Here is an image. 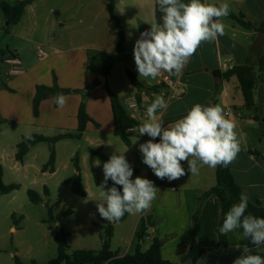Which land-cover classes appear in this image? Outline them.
I'll return each instance as SVG.
<instances>
[{"label": "crops", "instance_id": "0c3cea01", "mask_svg": "<svg viewBox=\"0 0 264 264\" xmlns=\"http://www.w3.org/2000/svg\"><path fill=\"white\" fill-rule=\"evenodd\" d=\"M0 1L16 4L23 0ZM107 2L108 0H34L27 5L18 23L20 24L27 15L28 21L20 31L21 37L30 40L33 36L32 32H39L43 35L51 54L45 58L48 60L47 63L28 69L24 66L19 53L20 48L16 47L12 53H9L7 58L13 54L20 60L21 64L18 67L21 72L9 73L5 81L0 82V84L6 83L13 89L12 93L8 91L5 93L4 89L0 91V112L8 118H15L20 126H25L28 130L34 129L33 131L38 133H43L42 131L48 128L60 129L62 133L75 131L78 126L77 114L82 100L81 93L72 92L67 95L66 103L62 108L55 107L56 99L53 97L43 100L40 105V115L36 118L32 109L35 87L38 84L52 85L53 72L57 75L59 85L64 88L84 89L88 85H97L99 82L97 75L102 74L107 65L103 62L111 59L109 62L111 68L105 79L122 100L127 114L140 123L148 119L147 106L157 96H163L168 105L166 110L158 113V118L164 122V126L185 116L197 103L201 105L219 104L226 118L235 122V130L241 141V150L230 164L233 176L241 187L242 193L246 194L249 200L259 201L264 206V124L262 122V119L264 120V73L258 65L260 59L264 61V31L258 29L264 20V0H202L203 3L216 6L227 3L230 11L243 14L245 20L253 23L257 28H246L231 18L223 17L221 22L225 25L224 35L218 36L215 41L202 42L183 68L180 76L162 72L155 79L139 77L133 49L140 34L150 31L151 24L156 23L157 1L115 0L116 14L125 29L126 37L125 50L121 53L116 50L118 28L108 13ZM182 2L188 3L189 0H182ZM73 20L76 23L70 24ZM81 30H85L86 34L95 36L97 39L96 44H91V50L98 52V61L101 62L97 69L89 67L90 58L87 46L65 44V40L62 39L77 35ZM55 34L59 36V39L53 37ZM67 40L69 41L68 38ZM240 65L253 66L258 76L254 90L255 107L253 108L245 106L236 77L226 80L213 74L215 71L224 73ZM127 70L132 71L146 87L160 86L157 91L143 90L140 92L141 108L136 101L138 90L129 80ZM169 79L174 84V88L168 83ZM9 93L13 96L6 103L3 97L9 96ZM87 112L97 125L94 122H88L82 139L89 130L96 135L100 133L114 135L111 101L105 89H95L91 93L87 100ZM256 115L261 120H256ZM149 139L150 137L146 134H137L132 138L130 146L125 145L121 140L125 149L120 147L118 154L124 152L125 158L132 161L130 166L138 170L131 178L143 176L153 181L159 190L149 209L142 213L129 214L125 220L121 221L131 219V232L126 240L128 246L125 252L113 250L111 240L112 250L118 252L119 256L134 253L138 244L136 232L141 225V220L150 216L152 226H147L144 240L141 243L142 251L150 247L154 237L160 239L169 237L161 248V255L164 259L177 263L189 248L191 241L195 239L198 246L204 249V254L196 263L186 260L182 264H233L242 255L243 248L247 247V244L239 228L227 234L226 247L217 246L216 229L222 217V206L216 195L207 198L197 223L193 226L192 222V216L197 208V198L216 184V167L202 166L198 174L191 175L187 161H182L181 164L186 173L183 177L174 181H169L167 178L161 180L143 163V156L139 151V145ZM155 142H159V138ZM92 143L93 146L101 148L102 153L104 151L107 156H112L111 153H114L112 149L107 150V146L100 138H96ZM38 145L30 149L22 163L17 161L22 168L29 167L31 162L27 158ZM98 161L94 158L93 165H97ZM57 170L55 164L53 173L42 172V166L39 172L42 176H48L56 174ZM97 183H99V178ZM12 215L20 223L21 220L15 212ZM114 234L115 226L112 239ZM100 248L101 246L94 250ZM258 248L264 253V244Z\"/></svg>", "mask_w": 264, "mask_h": 264}, {"label": "clouds", "instance_id": "9594fccd", "mask_svg": "<svg viewBox=\"0 0 264 264\" xmlns=\"http://www.w3.org/2000/svg\"><path fill=\"white\" fill-rule=\"evenodd\" d=\"M157 4L162 23H152L150 31L142 32L136 40L133 49L136 69L139 77L144 78L155 79L162 72L178 77L202 42L215 41L224 35L225 25L221 18L229 15L230 7L227 3L216 6L202 0H189L188 3L157 0ZM55 99L59 107H64L66 97L63 93H57ZM167 106L163 96H157L147 106L148 119L138 127L139 135L150 137L139 145L143 163L157 178L174 181L183 177L186 173L182 161H187L191 175H196L202 166L228 167L236 159L241 150L236 124L226 118L219 104L197 103L185 116L164 126L158 113ZM157 138L159 142H155ZM123 153L113 154L103 164L104 181L100 187L103 202L97 204V209L108 222L119 221L125 213L146 211L159 190L147 178L131 179L133 169ZM109 179L114 185L122 186V191L115 186L105 190ZM248 199L246 194H240L239 203L230 207L218 231L224 236L242 228L243 238L259 247L264 244V218L245 214ZM233 264H264V257L251 254L249 248L244 247Z\"/></svg>", "mask_w": 264, "mask_h": 264}, {"label": "rangeland", "instance_id": "374dc122", "mask_svg": "<svg viewBox=\"0 0 264 264\" xmlns=\"http://www.w3.org/2000/svg\"><path fill=\"white\" fill-rule=\"evenodd\" d=\"M23 19L20 24H10L0 6V81H5L6 77L10 75V64H7L5 60L16 47L20 48L19 53L24 66L28 69L48 62V60L38 56L37 46H41L49 55L51 54L43 35L39 32H32L33 36L30 40L21 37L20 31L23 29V25L27 24V15ZM75 23V20L70 22V24ZM86 33L85 30H81L79 34L67 37L69 41L65 37L62 39L65 40V44L73 43L87 46L90 58L89 67L97 69L101 64L98 61L99 54L91 50V44H96L97 39L95 36ZM53 37L59 39L57 34ZM115 38L117 40V32ZM100 46L103 45L100 44ZM110 61L111 59H107L103 63L108 64ZM1 90L5 93L13 92L3 88L0 84ZM11 96L13 95L3 97V101L8 103ZM33 130L20 126L15 118H8L0 112V163L4 168L3 180L6 185L11 183L21 185L15 192L3 195L0 198V264H15L14 255L19 256L25 264H31L32 261L37 264H46L57 256V245L54 240L55 226L64 229L70 235L69 252L77 249L99 248L101 246L99 234L103 220L98 213L97 204L103 202L99 194L104 181V173L100 161L97 162L98 165H93L99 178V183H97L91 170L90 148H98L92 145V141L100 138L107 146V150L112 149L114 151V153H111L112 155H119L120 147L125 149L120 138L105 133L96 135L89 130L80 141L64 140L57 143V173L42 176L39 171L41 166L49 159V145L41 143L34 148L27 158L31 162L29 167L22 168V165L15 160L17 142L20 140V136L27 135V133L55 136L62 133V131L56 128H48L42 131L43 133H38ZM77 152H79L82 185L88 193L87 197L78 196L72 191L71 185L63 183L64 180L77 174L71 162V158ZM103 153L105 152L103 151ZM127 161L129 164L132 162L128 159ZM44 186L49 188V195L43 193ZM113 186L118 188V185H114L111 181L105 186V190ZM28 189L40 193L43 196V202L32 203L28 198ZM48 206H53L55 218L63 209H72L74 213L60 218L54 224L49 221ZM14 212L18 218L23 216L19 225L12 218ZM114 226L115 234L112 239V248L115 251L119 250L121 253L125 252L128 246L126 240L131 232V219L114 223ZM83 246L86 248H81Z\"/></svg>", "mask_w": 264, "mask_h": 264}, {"label": "trees", "instance_id": "16d2710c", "mask_svg": "<svg viewBox=\"0 0 264 264\" xmlns=\"http://www.w3.org/2000/svg\"><path fill=\"white\" fill-rule=\"evenodd\" d=\"M34 0H23L16 4H11L7 1H0V6L9 21L10 24H18L23 17L25 9L27 5L31 4ZM116 6L115 0H108L107 2V10L111 17V19L116 23L118 28V42L116 46L117 52L121 53L125 50L126 37H125V29L120 22L119 16L116 14ZM162 13L159 10V5L156 3L155 7V19L156 23H162ZM228 18H231L241 24L246 28H257L253 23L246 21L243 14H235L230 11ZM258 29L260 31H264V20L259 25ZM13 55V54H12ZM259 68L262 73H264V61H258ZM111 68V64H107L103 69V75L107 77L109 70ZM214 76L222 77L226 80L231 77H236L239 86L244 98L245 106L247 108L255 107L254 100V90L257 84L258 76L254 71V67L251 65H240L235 66L228 71L221 73L220 71H215ZM53 82L52 85H44L38 84L35 87V95L32 101V109L34 117L38 118L40 115V105L41 102L47 98L53 97L55 98L57 93H63L65 97L72 92L81 93L82 100L79 104L77 120L78 126L74 132H65L60 133L55 136H46L43 134H29L22 136L20 142L17 144V151L15 153V160L22 163L30 151V149L40 143H47L49 145V159L42 166V172H50L53 173L55 171L56 164V143L61 140L66 139H75L81 140L84 132L86 131L88 122L97 123L91 118V116L87 112V100L90 96V92L86 89H69L61 87L58 83V78L55 72L52 73ZM127 76L131 81L132 85L138 90V94L136 95L137 105L141 108L142 101L140 92L146 90L147 92L157 91L160 86L146 87L141 81L137 78V76L130 70H127ZM3 88L8 91H13L8 85L4 82L1 83ZM96 85H90L88 88L95 89ZM106 90L110 101L111 108L114 120V135L119 137L125 145L130 146L132 143V138L139 134L138 127L141 124L138 120L130 117L122 103L120 97L115 93V91L108 85L107 81L102 87ZM213 104L214 103H210ZM209 105V104H208ZM55 107H59L55 100ZM256 120H261L258 115L255 116ZM264 124V120L262 119ZM28 137H31L29 139ZM97 158L101 164L103 165L105 162L109 160V156L102 153V149H90V164L91 170L94 175L96 182H98V175L96 173L95 168L93 167V160ZM73 165L77 174L64 180L63 183L71 185L72 191L81 197H87V192L82 185V176L80 173V165H79V153L72 159ZM133 169V173H137L138 170ZM4 177V168L0 163V198L5 194H9L15 190L20 188V184L11 183L6 185L3 180ZM133 179V178H131ZM110 182V179L108 183ZM118 190L122 191V186L118 185ZM242 193L241 187L236 182L233 173L231 171L230 165L228 167L217 166L216 167V184L204 192L200 197L197 198V208L192 216L193 226L197 223V220L201 214L204 202L211 195H216L222 206V217L220 223L216 229V233L218 236V247H226L227 246V235H221L219 233V227L223 223V219L227 211L234 204L239 203V197ZM28 198L32 203L38 204L43 202V197L37 191L33 189L27 190ZM44 194L49 195V190L46 186H44ZM74 211L72 209L62 210L60 214L55 218L53 215V206H48V214L49 221L56 223L60 218L73 214ZM99 213V212H98ZM247 214H252L256 217L264 218V206L259 201H251L248 199V207L246 210ZM129 214L125 213L124 216L116 222H108L103 220V225L101 226V232L99 234V239L101 242V248L99 250L94 249H77L72 253H69V234L62 228L55 226L54 227V240L57 245V256L49 260L46 264H182L186 260H190L192 263H196L201 256L204 254V249L199 247L196 240L193 239L187 251L181 256L180 262H172L170 260L164 259L161 255V248L164 242L167 240L166 237L164 239H160L158 237H154L152 244L146 251L141 250V243L144 240L145 232L147 230V226L151 225V217L147 216L141 220V225L136 232V236L138 239V244L134 253L126 254L124 256H119L118 252H115L111 248V240L114 233V223L121 222L127 218ZM14 222L18 225L19 221L15 219L14 215H12ZM22 216L19 220H22ZM241 228V232H242ZM247 247L250 250L251 254L260 255L264 257V253H262L259 248L253 245L250 240L245 239ZM15 264H25L19 256L14 255ZM31 264H37L35 261H32Z\"/></svg>", "mask_w": 264, "mask_h": 264}, {"label": "built area", "instance_id": "2783aa9c", "mask_svg": "<svg viewBox=\"0 0 264 264\" xmlns=\"http://www.w3.org/2000/svg\"><path fill=\"white\" fill-rule=\"evenodd\" d=\"M37 50H38V56L40 58H47L49 57V53L45 50H43V48L41 46H37ZM6 63L10 64L11 68H10V73L11 74H17L20 73L21 70L18 67L21 62L20 60L15 56V55H11L9 58H7ZM168 83L174 88V84L172 83V81L169 79Z\"/></svg>", "mask_w": 264, "mask_h": 264}, {"label": "water", "instance_id": "95a60500", "mask_svg": "<svg viewBox=\"0 0 264 264\" xmlns=\"http://www.w3.org/2000/svg\"><path fill=\"white\" fill-rule=\"evenodd\" d=\"M156 1H157V0H156ZM98 80H99V82H98V84L96 85L95 89L102 88L103 85L105 84V81H106L105 76H104L103 74H100V75L98 76ZM0 82H1V81H0ZM95 89H93V88H88V87L86 88V90L89 91L90 93H92Z\"/></svg>", "mask_w": 264, "mask_h": 264}]
</instances>
